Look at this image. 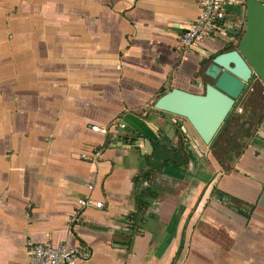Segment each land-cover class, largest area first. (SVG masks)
<instances>
[{
	"label": "crops",
	"instance_id": "obj_1",
	"mask_svg": "<svg viewBox=\"0 0 264 264\" xmlns=\"http://www.w3.org/2000/svg\"><path fill=\"white\" fill-rule=\"evenodd\" d=\"M241 1L219 36L184 48L198 0H0V264H28L31 243L85 245L86 264H264V122L227 172L185 120L152 122L161 90L210 84L201 64L237 45ZM176 124L188 169L136 182L155 152L142 139L177 147Z\"/></svg>",
	"mask_w": 264,
	"mask_h": 264
},
{
	"label": "water",
	"instance_id": "obj_2",
	"mask_svg": "<svg viewBox=\"0 0 264 264\" xmlns=\"http://www.w3.org/2000/svg\"><path fill=\"white\" fill-rule=\"evenodd\" d=\"M243 1L244 33L236 49L217 55L207 65L204 75L211 82L205 85L203 94L172 89L155 102L157 115L152 122L157 130L168 116L183 119L211 150L254 83L259 81L264 86V2ZM165 130L169 131V125ZM142 141L146 144L142 153H150V141Z\"/></svg>",
	"mask_w": 264,
	"mask_h": 264
},
{
	"label": "trees",
	"instance_id": "obj_3",
	"mask_svg": "<svg viewBox=\"0 0 264 264\" xmlns=\"http://www.w3.org/2000/svg\"><path fill=\"white\" fill-rule=\"evenodd\" d=\"M243 33L244 30L240 34L239 39L242 37ZM235 49L236 46H228L219 54L233 51ZM217 55L211 57L208 60L203 61L201 64V71H204L207 65ZM168 92H170L168 89L161 90L160 94L157 96V100L160 97L166 95ZM203 93L204 90L202 94ZM255 95H259L261 98V102L264 104V86L259 81H256L254 83L252 89L240 102L237 111L227 122L218 140L211 149L213 156L225 172L233 169L234 163L244 153L250 140L254 138V136L259 131L261 125L264 122V106L260 105L258 109V107H256V104H253L252 102H247V99H250L253 96L255 97ZM240 109L243 110V114L238 113ZM176 125V136L179 140L177 147H169L168 145L170 144L168 138L159 140L158 142H153L152 146L154 147L155 152L154 154H152V156L146 157L148 166L151 167V169L144 176L138 177L136 179V182L140 180L152 181L154 175L162 172V170L167 167H173L176 169H188L190 163V155L186 150V144L189 142V139L183 136L181 132V126L178 124ZM233 129L235 130L234 132ZM129 141L131 145L135 143L133 140ZM206 162L209 164L207 160ZM159 163L160 166H157V164ZM212 195L216 196L221 201L226 202L229 206L230 203L234 204L237 213L244 215L246 218H249L252 210L254 209L252 206H246L247 208H245L242 202L233 199L232 197L225 195L216 189L213 190ZM146 209V203L140 201L138 202L137 214L129 217V219L133 221L135 228L139 227V223L141 224L144 221ZM122 237L125 238L124 241L126 244L129 245L132 242V237L128 235H123Z\"/></svg>",
	"mask_w": 264,
	"mask_h": 264
},
{
	"label": "built area",
	"instance_id": "obj_4",
	"mask_svg": "<svg viewBox=\"0 0 264 264\" xmlns=\"http://www.w3.org/2000/svg\"><path fill=\"white\" fill-rule=\"evenodd\" d=\"M235 2L236 0H198V18L180 38L183 47L200 46L206 40L215 38L225 31L228 17L227 6ZM241 3L244 4V1ZM117 127L124 130L126 124L119 120ZM92 129L104 135L110 132V127L95 126ZM92 154L95 158L100 156L96 148H93ZM89 189H93V186H89ZM80 205L83 208L94 206L97 209H103L105 207L103 202H94L91 197L81 200ZM28 255V264H86L92 257V251L82 244L31 243Z\"/></svg>",
	"mask_w": 264,
	"mask_h": 264
},
{
	"label": "rangeland",
	"instance_id": "obj_5",
	"mask_svg": "<svg viewBox=\"0 0 264 264\" xmlns=\"http://www.w3.org/2000/svg\"><path fill=\"white\" fill-rule=\"evenodd\" d=\"M264 100V99H263ZM247 102H252L253 104H256V107H258V109H259V107H260V105L261 106H264V104L261 102V98H260V96L258 95V96H256L255 95V97L253 96V97H251L250 99H247ZM261 103V104H260ZM248 105H249V103H248ZM238 113H240V114H243V110H239L238 111ZM235 130L233 129V132H234ZM206 149V148H205ZM214 158V157H213ZM215 159V158H214ZM218 163V162H217ZM157 166H160V163L159 164H157Z\"/></svg>",
	"mask_w": 264,
	"mask_h": 264
}]
</instances>
